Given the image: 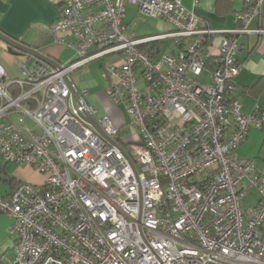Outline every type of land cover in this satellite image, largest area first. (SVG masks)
Listing matches in <instances>:
<instances>
[{"label": "built area", "instance_id": "built-area-1", "mask_svg": "<svg viewBox=\"0 0 264 264\" xmlns=\"http://www.w3.org/2000/svg\"><path fill=\"white\" fill-rule=\"evenodd\" d=\"M48 1L60 12L54 40L71 36L76 59L59 71L22 65L20 79L0 64V160L47 174L0 197L12 220L10 264H264V176L236 156L252 128L264 131V111L244 114L235 83L239 38L264 34L251 27L264 0H245L238 27L223 30L182 0ZM129 6L171 29L134 36ZM167 41L174 52L146 48ZM108 57L104 96L126 112L119 124L87 101L89 90L75 106L65 80ZM253 188L261 203L246 213Z\"/></svg>", "mask_w": 264, "mask_h": 264}, {"label": "crops", "instance_id": "crops-1", "mask_svg": "<svg viewBox=\"0 0 264 264\" xmlns=\"http://www.w3.org/2000/svg\"><path fill=\"white\" fill-rule=\"evenodd\" d=\"M182 3L188 10L205 20L211 28L219 30L238 27L235 13L245 9V0H199L198 2L182 0ZM128 8L134 10V20L139 18L138 15L144 16L134 7L126 8L125 23L130 33L136 37L156 35L171 29L168 23L153 18L155 24L144 23L149 25L146 32L142 34L133 32L131 21H128L127 17ZM59 14V7L48 0H0V30L28 45L31 49L55 59L61 65H67L69 63L62 61L69 56L68 54L76 55L67 46V43L73 40L71 36H63L64 44L54 40L51 26L59 19ZM251 27L264 28V5L260 18L254 20ZM239 44L240 52L237 61L242 65V69L235 79L237 100L244 114L253 113L256 106L264 111V34L261 36L242 35L239 38ZM146 48L154 57H160L175 50L171 41ZM210 53L213 56L209 63L213 67L217 55L216 44L210 49ZM28 59L32 60L31 65L27 64ZM34 63L36 60L27 55L11 53L9 47L0 41V64L11 79L21 78L22 65L32 67ZM97 99L102 104H109V100L104 95L97 96ZM115 122L119 124L120 120H115ZM236 156L242 160H253L257 173L264 176V131L252 128L246 141L236 150ZM10 164L6 162L3 164L0 160V197L7 196L13 191L16 184L22 181L19 177L28 179L23 175V171L27 170L17 169L11 174L8 169ZM260 203L261 195L257 189L253 188L243 199L242 208L244 212L250 213L256 210ZM11 225L12 220L0 214V264H10L14 256L15 242L10 235Z\"/></svg>", "mask_w": 264, "mask_h": 264}, {"label": "rangeland", "instance_id": "rangeland-1", "mask_svg": "<svg viewBox=\"0 0 264 264\" xmlns=\"http://www.w3.org/2000/svg\"><path fill=\"white\" fill-rule=\"evenodd\" d=\"M134 10L131 8H128L127 10V17L128 21H131V26L133 27V32H137L138 34H142L146 32V29L149 28L148 24L144 23H150L155 24V20H152L153 18H146V17H140L136 18L134 20ZM140 26V27H138ZM146 26V27H145ZM138 27V28H137ZM69 56L65 58L62 62L70 63L74 59H76V56L74 54H68ZM111 60L110 57L104 59V60H97L94 62H91L84 68L71 73V78L73 82L75 83L78 92H82L83 90H89L91 93V96L87 98V101H89L91 104H93L98 110L100 115L103 114V111H107L113 120H120L121 122H127V114L126 112L120 108L115 106L113 103H101L99 99H97V96L99 95H105V92L109 88V79L106 76L104 66ZM27 64L31 65L33 62L32 60L28 59L26 60ZM103 109V110H102ZM19 117H23V115L16 116L15 121L18 123ZM26 124L32 126L31 120L29 118L24 117ZM3 164H5V161L1 160ZM9 172L12 174L17 171V169H23L27 171H23V175L27 177L28 179H22L19 177L22 181L36 184V185H42L45 183L47 179V174H43L39 172L38 170H35L31 167H23L19 166L17 164H10L8 166Z\"/></svg>", "mask_w": 264, "mask_h": 264}, {"label": "water", "instance_id": "water-1", "mask_svg": "<svg viewBox=\"0 0 264 264\" xmlns=\"http://www.w3.org/2000/svg\"><path fill=\"white\" fill-rule=\"evenodd\" d=\"M0 41L5 43L9 47L10 52L13 54L27 55L28 57H31L34 60H36V63H38V64H46V65H48V66H50L53 69L58 70V71L62 69L61 64L58 61H56L55 59H53L49 56H46L39 51L31 49L28 45L20 42L17 39L10 37L9 35L5 34L1 30H0ZM65 80H66V83L68 84L69 88L71 89L74 105L76 106L77 102H78V98H79L78 89H77L75 83L73 82V80L70 76H66ZM80 116L85 122L90 124L103 138L110 140L106 136V134L103 132V130L101 129L97 120L93 116L85 115V114H81ZM111 142L114 146L118 147V144L116 142H114V141H111Z\"/></svg>", "mask_w": 264, "mask_h": 264}, {"label": "trees", "instance_id": "trees-1", "mask_svg": "<svg viewBox=\"0 0 264 264\" xmlns=\"http://www.w3.org/2000/svg\"><path fill=\"white\" fill-rule=\"evenodd\" d=\"M11 89H12V92H13L14 95H17V94H19L21 92V88H19L16 85H12Z\"/></svg>", "mask_w": 264, "mask_h": 264}]
</instances>
